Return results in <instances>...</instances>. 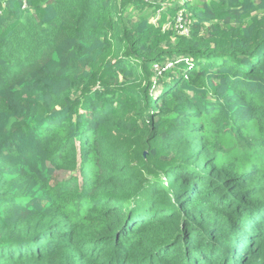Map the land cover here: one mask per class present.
<instances>
[{
    "label": "trees",
    "instance_id": "1",
    "mask_svg": "<svg viewBox=\"0 0 264 264\" xmlns=\"http://www.w3.org/2000/svg\"><path fill=\"white\" fill-rule=\"evenodd\" d=\"M0 264H264V0H0Z\"/></svg>",
    "mask_w": 264,
    "mask_h": 264
},
{
    "label": "rangeland",
    "instance_id": "2",
    "mask_svg": "<svg viewBox=\"0 0 264 264\" xmlns=\"http://www.w3.org/2000/svg\"><path fill=\"white\" fill-rule=\"evenodd\" d=\"M166 188H167V189H170V186L168 185ZM167 193H168V192H167Z\"/></svg>",
    "mask_w": 264,
    "mask_h": 264
}]
</instances>
